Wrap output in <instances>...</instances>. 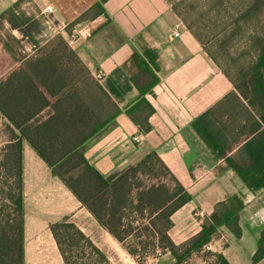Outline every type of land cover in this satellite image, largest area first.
Here are the masks:
<instances>
[{
  "label": "crops",
  "instance_id": "crops-1",
  "mask_svg": "<svg viewBox=\"0 0 264 264\" xmlns=\"http://www.w3.org/2000/svg\"><path fill=\"white\" fill-rule=\"evenodd\" d=\"M98 4L103 6L101 11ZM53 6L52 14L44 12ZM180 34L179 37L174 35ZM78 34L71 43L72 35ZM62 37L93 75L103 71L101 84L120 114L86 143V157L107 181L112 182L150 152H156L192 200L172 216L170 236L180 245L197 235L216 204L232 196L245 202L240 215L242 236L222 229L211 249L230 264H253L264 228L262 192H251L227 163L247 139H239L238 126L227 131L232 114L248 107L233 83L204 51L167 0H0V81L20 71L42 48ZM150 49L157 54L159 82L140 103L142 95L132 80ZM149 87L147 79L139 87ZM151 126L145 132L134 118ZM256 116V115H255ZM204 117L212 129H220L227 148L219 154L193 127ZM6 127L7 120L0 115ZM244 123V122H243ZM249 140V139H248ZM240 142V143H239ZM234 144V145H232ZM231 146H233L231 148ZM25 201V264H65L50 225L66 217L76 224L109 257L121 244L52 174L51 168L23 141ZM248 164L249 161H241ZM165 264L175 259L167 254ZM264 264V259L257 263Z\"/></svg>",
  "mask_w": 264,
  "mask_h": 264
},
{
  "label": "trees",
  "instance_id": "trees-1",
  "mask_svg": "<svg viewBox=\"0 0 264 264\" xmlns=\"http://www.w3.org/2000/svg\"><path fill=\"white\" fill-rule=\"evenodd\" d=\"M107 1L102 0V4ZM225 2L217 0L213 10L221 15ZM229 3L234 27L231 26L235 29L230 39L241 34L244 25L250 28L255 22L264 23V0H239L242 7L239 10L236 4ZM97 7L103 10L101 4ZM172 8L203 49L221 65L211 50L214 41L209 23L189 17L191 6L184 11L176 5ZM218 28H222L219 23ZM247 43L256 56L251 68L238 73L222 69L248 103L244 111L230 116L232 120L227 128L230 134L241 126L239 139L232 140L236 143L247 139V142L238 154L227 158V163L251 192H262L264 207V33L256 39L248 37ZM157 57L150 49L145 50L144 56L136 55L140 71L138 80L135 77L132 80L142 98L130 110L131 115L145 105L150 107L149 115L153 112L144 96L159 82ZM147 79L149 87H139ZM118 114L120 109L101 80L60 36L43 47L37 57L26 61L20 71L0 81V115L7 120L9 136L0 147V264H25L23 141L31 145L52 174L130 256L142 257L137 261L139 264H144L158 250L161 256L170 254L174 264H183L202 253L224 228L237 238L242 236L240 215L246 205L235 195L216 204L214 212L204 218L197 235L176 245L170 236L172 216L192 197L156 152L147 154L112 182L90 165L86 143ZM149 115L145 119L134 118L145 132L151 128L147 122ZM193 127L206 142L218 148L220 155L230 149L226 146L228 139L220 136L222 131L212 129L204 117L198 118ZM244 160L249 163H241ZM136 223H143L145 232L140 231L135 239L145 236L147 240L127 242L139 228ZM50 230L65 264H113L69 217L52 224ZM205 253L213 258L211 264H230L222 253ZM263 259L264 228L252 263Z\"/></svg>",
  "mask_w": 264,
  "mask_h": 264
},
{
  "label": "rangeland",
  "instance_id": "rangeland-1",
  "mask_svg": "<svg viewBox=\"0 0 264 264\" xmlns=\"http://www.w3.org/2000/svg\"><path fill=\"white\" fill-rule=\"evenodd\" d=\"M167 1L172 5V7L176 5V7H178L181 11L188 9L191 6L193 8V11L189 13V17L192 16L198 19L200 18L202 20H205V22L209 23V25L211 26V37L213 38L214 41L211 50L213 54L219 59L221 65H218V63L214 61V59H212V57H210V55L205 50L204 51L216 63V65L219 66L221 70L225 68V70H227L228 72L238 73V72H243L245 70H249L251 68L256 56H254L253 50L249 47L250 45L249 43H247V39L248 37H253V38L255 37L256 39L259 35H262L264 33V27H263L264 23L258 24L255 22L250 28L244 25L242 29V33L236 36L235 38L230 39L232 35L235 33L234 32L235 29L233 28L234 26L232 25V19H233L232 8L229 2H231V4H236L237 7H239L240 4L239 0H229V2L226 0L225 2L226 9L223 8V12H221V15L217 11H215V9L213 10L214 4L217 2V0H167ZM241 8L242 7H239L236 10H239ZM218 23L219 25L222 26V28H218ZM224 28H226L224 32L219 33ZM7 133L8 132L6 130V127H4L3 122L0 121V147H2L8 140L9 136ZM64 219H62L61 221H63ZM142 224L143 223L135 224V226H139V228L132 233V235L129 237L127 242H135V241L138 242L139 240L141 241L147 240L145 236L137 238L138 240L135 239L136 235L139 234L140 231H142L143 233L145 232ZM209 245L210 248H212L211 244H208V246ZM121 248L123 249V251H121L120 249L117 252L115 251L113 252L114 257L118 259V261L120 262L119 264H139L137 261L141 260L142 257L140 258L138 257V259H136L130 256L122 245ZM149 248L152 249V245ZM208 251L215 252L213 249H208V247L206 246L202 253L195 254L183 264H211L213 262V258L207 257L205 253ZM141 253L143 252L141 251ZM165 257L166 255L161 256V251L158 250L153 254L149 255L144 260L145 262L144 264H165L164 263L165 261L163 260Z\"/></svg>",
  "mask_w": 264,
  "mask_h": 264
},
{
  "label": "built area",
  "instance_id": "built-area-1",
  "mask_svg": "<svg viewBox=\"0 0 264 264\" xmlns=\"http://www.w3.org/2000/svg\"><path fill=\"white\" fill-rule=\"evenodd\" d=\"M55 8L53 7V6H48V7H46V9L44 10V12L45 13H47V14H52V13H54L55 12ZM78 34H76V35H72V38H71V43L72 44H74V42H76L77 41V38H78V36H77ZM174 35L176 36V37H179L180 36V34L178 33V32H175L174 33ZM103 71L102 70H99L96 74H95V76L98 78V79H102L103 78ZM207 247H208V249H211L210 248V245L208 246L207 245Z\"/></svg>",
  "mask_w": 264,
  "mask_h": 264
}]
</instances>
